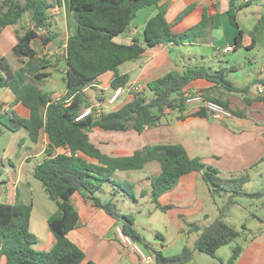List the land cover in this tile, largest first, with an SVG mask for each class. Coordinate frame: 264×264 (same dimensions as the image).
Segmentation results:
<instances>
[{
	"label": "trees",
	"instance_id": "1",
	"mask_svg": "<svg viewBox=\"0 0 264 264\" xmlns=\"http://www.w3.org/2000/svg\"><path fill=\"white\" fill-rule=\"evenodd\" d=\"M162 2L70 0L71 10L78 14L79 25L77 32L67 38L64 54L67 90L58 99L36 84V80L48 75L47 72H39L31 81L21 84L7 59L0 58V87L7 88L13 96L8 109L0 112V122L12 131L24 128L35 144L47 139L45 157L35 166L34 176L43 183L48 196L58 207L48 218L54 244L50 249L42 250L34 247L39 243V238L31 230L32 203L0 201V257H5V264H82L86 253L69 236L76 229L81 215L72 201L76 193L92 200L94 206L115 218L123 235L133 243L151 250L154 264H188L196 251L215 257L220 247L242 236V231L226 221L228 211L235 203L234 198H260L264 195L263 191H244V185L250 180L246 173L223 178L218 168L205 162L202 157H191L180 143L148 144L131 154L117 155L105 150L92 138V132L136 130L143 133L147 128L160 125L167 110H185L186 92L192 83L200 79L215 82L230 91H248V87L234 85L228 78L230 70L227 71V68L213 70L203 65L186 64L182 70L173 68L149 80L142 89L133 91L111 109L101 110L95 105L105 102L104 95H98L97 101H94L88 93V89L96 88L99 76L112 72L110 87L115 90L126 86L130 84V75L120 70L124 63L140 59L148 49L158 45L200 42L209 35L213 19L207 9H203L201 18L190 27L177 28L185 17L192 14L196 5H189L170 22L166 17L167 8ZM60 6L62 0H0V33L5 27L18 24L25 15L32 25L24 32H18L14 46L18 57H34L37 54L32 45L35 39L40 37L47 45L58 36L51 30L54 18L50 11ZM150 6L157 8V12L146 21L141 36L133 37L129 44L117 43L114 39L131 29L138 11ZM237 10L235 0H232L228 13L238 29L236 48L241 47L244 39ZM41 29H46L47 33L40 34ZM47 62L44 59V67ZM256 98L264 100V95L258 94ZM210 99L224 105L233 114H246L245 111L232 110L229 103L222 99ZM18 105L28 108L29 116L19 113L16 110ZM2 107L1 104L0 109ZM87 108H91L90 113L77 119ZM195 115L208 116L207 109L201 107ZM2 133L3 129L0 128ZM152 162L159 164L160 171L149 176L151 196L161 210H168L172 206L162 205L160 196L191 172L201 173L214 195L230 193L220 215L208 225L187 223L191 232L198 233L197 239L194 246H184L176 254L167 255L162 250L153 249L152 244L135 227L134 216L122 213L114 201L118 194L137 200L135 184L128 177H121L120 173L143 170ZM106 185L113 189L110 192L114 196L110 200L98 195ZM146 194L147 191L143 190L140 196ZM156 235L163 237L158 232ZM242 250L243 245L234 246L226 264H235ZM86 264H92V261Z\"/></svg>",
	"mask_w": 264,
	"mask_h": 264
},
{
	"label": "crops",
	"instance_id": "2",
	"mask_svg": "<svg viewBox=\"0 0 264 264\" xmlns=\"http://www.w3.org/2000/svg\"><path fill=\"white\" fill-rule=\"evenodd\" d=\"M231 1L163 0L162 3L167 8L166 17L170 22L174 21L179 13L189 5H196L192 14L185 17L177 28L190 27L201 18L203 9H207L208 15L213 19V23L209 27V35L200 42L171 43L150 48L140 59L128 61L130 64L124 69H122L123 65L127 62L121 65L120 70L123 73H129L130 84L137 83L143 86L149 80L157 78L173 68L182 70L186 64L203 65L213 70L225 68L222 65L227 64L231 67L230 70L234 69V75L238 80H235L236 82L232 81L234 85L248 87L247 92L230 91L220 84L205 79L195 81L190 85V88L202 90L205 97L209 99H222L229 103L232 110L245 111L246 114H233L231 118L226 119H216L210 115L197 116L195 112L200 109L197 104L187 103L183 112L167 110L160 125L147 128L143 133H138L136 130L117 132H130L135 137L134 140L129 138L125 145L130 151L117 153V155L131 154L134 150L148 144L180 143L185 146L191 157H202L205 162L218 168L220 173L223 172L227 175L246 173L250 177L248 182L252 181L255 176L262 177L264 175V100L256 98L258 87L264 86L262 82L264 79V0H251L246 3L242 0H235L238 7L237 20L239 27L244 31L241 47L246 48L249 55L245 63L254 67L258 64L257 67H260L257 72L260 75L256 77L251 75V82L248 85H242L243 80L239 78L240 70L243 68L241 64L239 65L236 61L235 64L231 60L232 58H229L227 62L221 60L222 56L231 54L237 49L235 41L238 29L231 22L228 13ZM156 12L157 8L153 6L142 8L138 11L131 29L123 34H127V38L131 42L133 37H140L146 21ZM50 13L56 26V30H53L52 25L51 30L58 35L53 41L45 45L39 37L32 44L37 51L34 57H18L14 52L18 32H24L27 27L32 26L29 17L25 15L18 24L7 26L1 31L0 58L5 57L7 59L21 84L31 81L39 72H47L48 75L36 80V84L58 99L67 90L64 80L67 72V64L64 59L67 38L77 32L79 22L77 12L71 10L70 0H62V6L51 9ZM45 33H47L46 29L40 30V34ZM119 36H122V34ZM119 36L117 38H120ZM36 43L39 44V48L36 47ZM227 46H233L234 48L230 52H225L224 49ZM260 54H263L261 60L257 57ZM44 59L48 61L45 67ZM215 59L220 62L218 68L211 64L216 61ZM253 71L251 70L250 73L252 74ZM57 72L61 74L57 75ZM111 76L112 72L99 76L96 87H101L103 94L110 87ZM4 89L5 98L1 104H8L12 101L13 96L7 88ZM125 97L127 96H123L121 100ZM99 104L101 103L95 105ZM16 110L23 116H29L30 111L24 105H18ZM36 145L35 155L40 157L39 164L45 157V149L40 144ZM108 152L113 153L114 151L108 150ZM30 159L31 155L26 156V161ZM200 180L203 179L201 173L198 172L184 175L174 188L165 192L159 198L162 205H171L172 207L164 211L154 203V209L149 212V216L158 210L164 213L165 223L171 226L174 239L177 240L178 237L177 246H180L179 249H183L184 246H194L198 236L197 232L189 230L187 223L195 220V222H201L203 224L200 225L205 226L214 220V215L208 209L209 202L207 199L211 196L213 199L214 194L207 185L204 187L199 184ZM132 182L134 183L133 180ZM20 184L21 180L19 178H12L6 188L8 189V199H3L6 194L0 195V201L28 203V200L22 199V197L26 198L29 191L26 187L22 189ZM77 194L73 196L72 201L81 215L76 229L72 232H75L76 239L82 243V246L73 241L86 253V258L82 264H86L88 261H92V264H148L136 249L135 245L137 244L120 237L118 234L120 227L115 218L103 209L94 206L92 200L83 197L75 202L74 199L78 196ZM135 202L139 204L138 197ZM246 215L245 224L258 223L260 225H257L256 228L246 227L248 230L242 233L243 250L235 264H264V213L250 211L246 212ZM249 229L256 231H252L248 237H245ZM184 234L196 235L192 246L189 243H184ZM172 235L169 237H172ZM165 237L162 238L165 239ZM53 244L54 237L49 228L47 239L39 240L37 248L47 250ZM151 244L153 249L162 250L163 253H165L164 249L169 247L167 244H161L162 249H159L154 242ZM223 247H220L218 252ZM232 250H228L223 256H220L217 252L215 257L196 251L194 258L188 264H226ZM148 252L152 255L151 250H148ZM5 262V257H0V264H5Z\"/></svg>",
	"mask_w": 264,
	"mask_h": 264
},
{
	"label": "rangeland",
	"instance_id": "3",
	"mask_svg": "<svg viewBox=\"0 0 264 264\" xmlns=\"http://www.w3.org/2000/svg\"><path fill=\"white\" fill-rule=\"evenodd\" d=\"M53 30H56L55 22L53 23ZM43 30V29H42ZM41 30V31H42ZM118 37V36H117ZM115 38L114 40L117 43L122 44H129L131 41L127 38V34H122V36H119L120 38ZM36 47L39 48V44L36 43ZM248 55V51L246 48L237 47L236 51H233L231 54L222 56L221 59L223 62H227L229 58H232L231 60L236 64L239 63L243 66V68L240 70L239 78L243 80L242 85H248L251 82V75L257 76L260 74H257V72L260 70V67H257L258 64H256V67L249 66V64L245 63L246 58ZM257 57L261 60L263 58V54L257 55ZM216 61L211 64H213L216 68H218V64L220 63L217 59ZM236 61V62H235ZM130 63H126L123 65L124 69L126 66H128ZM222 66H225L227 68V71L231 69L230 66L227 64H223ZM254 70L251 74L250 71ZM60 72H57V75H60ZM132 75V74H131ZM228 78L231 79V81H238L234 75V69L229 71ZM235 81V82H236ZM239 84V82H238ZM95 89V90H94ZM94 89H88V93H90L94 99V101H97L96 97L98 95H104L105 101L101 104L97 105L100 108L108 109V99L113 94V89L108 88L104 91L105 94H102L101 87L97 86ZM4 92L5 89L3 87H0V104L4 102ZM11 93V92H9ZM147 94H149L146 91ZM12 95V93H11ZM149 96V95H147ZM122 98V97H121ZM126 98H123V100ZM122 100V101H123ZM98 103V102H97ZM103 104V105H102ZM3 107L0 109L1 113L5 112V109H8V104L3 103ZM6 122H8L7 119H5ZM0 128L3 129V133L0 134V195L3 196L6 194L5 197H3L4 200L8 199V184L13 179L19 178L21 180V188H25L29 191V195H27L26 198L22 197V199H27L28 203L31 202L33 206L32 214H31V230L34 234L37 235L39 240H46L47 239V232L49 231V225L47 218L57 211V204L54 200L50 199L48 196L43 183L37 179L34 176V168L38 164L40 157H37L35 155V152L37 151V145L33 143L30 140L28 132L21 128L18 131H12L4 126L3 123L0 122ZM122 132V131H121ZM149 134V133H148ZM24 138V139H23ZM92 138L100 146H102L104 149L114 151L113 153H127L130 151L125 146L129 140V138L135 139L134 136L130 134V132L126 133H117V132H92ZM40 145L44 147V149L47 148L48 142L43 141ZM125 148V149H124ZM118 150V151H117ZM60 150H57L59 152ZM31 155V159L26 161V156ZM158 163H149L146 165V167L143 170H134V171H128L120 173V176L122 177H128L131 182L134 181L135 184V193L138 197L139 204L135 202V200H132L128 197H122L121 194H118L114 201L117 203V206L120 208V210L123 213L132 214L135 218V227L138 229V231L145 237V239L150 243H155L156 247L159 249H162L161 244H167L169 245L168 248L164 249L165 254H176L182 251V249H179L177 244L179 242L178 237L177 240L174 239V235H172L174 232L171 229V226L165 223V216L164 213L161 211L154 212L151 216H149V212L154 209V201L151 196V183L149 180V176L158 173L160 171V167L157 165ZM220 176L223 178H228L231 175L224 174L223 172L220 173ZM199 184H202L204 187L206 185L203 180H200L198 182ZM244 191H247L249 193L253 192H264V175L261 176H255L252 181L246 183L243 187ZM143 190L147 191V194L144 196H140L141 192ZM113 189H110L108 185L105 186L102 193H98L100 197L106 200H110L113 198L114 195L111 194ZM123 192V191H122ZM104 193V194H103ZM78 196L75 197L74 201H79L81 198H83L81 193L77 194ZM18 196V195H17ZM25 196V195H24ZM145 196H147L145 198ZM204 198V197H203ZM230 198V193L228 192H221L216 193L211 197H208L209 202V210L212 215H214V219L218 217L227 203V201ZM235 203L232 204L228 211V216L226 217V221L229 224H233L239 231H247L248 229L244 230V227H252L256 228L257 225H260L258 223L254 224H245V218L247 217L246 212H259L261 214L264 213V195L261 198L257 197H251V196H237L234 198ZM19 200V199H18ZM149 201V202H148ZM141 210V211H140ZM202 219V218H201ZM192 222H195L193 220ZM198 222V221H196ZM199 224H203L201 222H198ZM254 232L256 230L249 229V232L245 235V237H248L250 235L249 233ZM161 233L162 237H158L156 233ZM198 234V233H197ZM172 237H169L171 236ZM70 238L74 241H76L80 246H82V243L79 242L76 239L75 232L70 233ZM194 238H196V235H187L184 234L183 240L184 243H189L191 246L194 243ZM243 234L242 236L238 237L235 241L232 243L225 245L222 250H220L219 255L223 256L228 250H232V248L236 245H242L243 243ZM35 248L38 247V244L34 245ZM141 250L148 254V250L141 247Z\"/></svg>",
	"mask_w": 264,
	"mask_h": 264
},
{
	"label": "built area",
	"instance_id": "4",
	"mask_svg": "<svg viewBox=\"0 0 264 264\" xmlns=\"http://www.w3.org/2000/svg\"><path fill=\"white\" fill-rule=\"evenodd\" d=\"M251 0H242V2H250ZM42 30V29H41ZM44 30V29H43ZM233 46H227L225 47L224 51L225 52H230L233 50ZM142 89L141 84L137 83H132L128 84L126 86L119 87L114 90V93L112 96L108 99V109L113 108L118 101L121 100V97L123 96H129L133 91H138ZM258 94L264 95V86L258 87ZM126 98V97H125ZM186 103H191V104H197L198 108L204 107L207 109L208 115L216 118V119H226V118H231L233 116V112L226 108L224 105L220 104L219 102L206 98L203 93L199 89H189L186 92ZM100 108V107H99ZM103 108H101L102 110ZM91 111V108H87L84 110V112L77 118L81 119L82 117L88 115ZM118 234L120 237L128 242H131V240L124 236L123 233L121 232V229H118ZM136 249L140 253L141 257L144 259V261L148 264H154V256L151 254H145L137 245H135Z\"/></svg>",
	"mask_w": 264,
	"mask_h": 264
}]
</instances>
